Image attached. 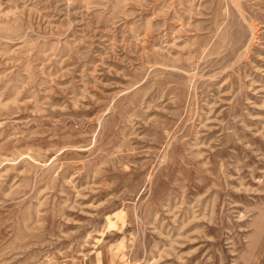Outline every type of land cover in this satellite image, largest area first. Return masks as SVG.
Wrapping results in <instances>:
<instances>
[{"label":"rangeland","instance_id":"rangeland-1","mask_svg":"<svg viewBox=\"0 0 264 264\" xmlns=\"http://www.w3.org/2000/svg\"><path fill=\"white\" fill-rule=\"evenodd\" d=\"M0 264H264V0H0Z\"/></svg>","mask_w":264,"mask_h":264}]
</instances>
